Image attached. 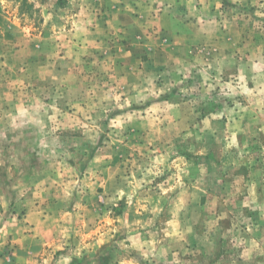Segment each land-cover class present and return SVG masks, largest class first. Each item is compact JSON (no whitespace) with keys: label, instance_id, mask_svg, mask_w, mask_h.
<instances>
[{"label":"rangeland","instance_id":"374dc122","mask_svg":"<svg viewBox=\"0 0 264 264\" xmlns=\"http://www.w3.org/2000/svg\"><path fill=\"white\" fill-rule=\"evenodd\" d=\"M0 264H264V0H0Z\"/></svg>","mask_w":264,"mask_h":264}]
</instances>
